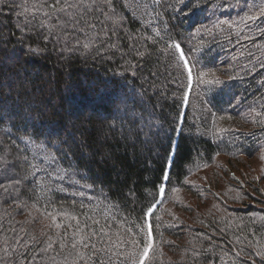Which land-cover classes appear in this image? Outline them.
I'll list each match as a JSON object with an SVG mask.
<instances>
[{"label": "trees", "instance_id": "trees-1", "mask_svg": "<svg viewBox=\"0 0 264 264\" xmlns=\"http://www.w3.org/2000/svg\"><path fill=\"white\" fill-rule=\"evenodd\" d=\"M56 2L0 0V264H131L69 255L73 217L131 240L149 205L144 264H264V0Z\"/></svg>", "mask_w": 264, "mask_h": 264}, {"label": "snow or ice", "instance_id": "snow-or-ice-1", "mask_svg": "<svg viewBox=\"0 0 264 264\" xmlns=\"http://www.w3.org/2000/svg\"><path fill=\"white\" fill-rule=\"evenodd\" d=\"M110 0H105V3H109ZM59 8L57 15L59 16L60 14H65V19H67V13L72 12L74 15L79 14L76 10L83 8L84 12L89 11V6L85 5L83 3V0H81V3L76 4V3H68V0H57L56 4L53 5V10L55 11ZM100 7L99 4H96L95 2L92 4L93 10L96 8ZM103 14V12H101ZM174 47L180 51V58L184 61V69L187 70L188 74V79L191 81L192 78V69L189 67V62L184 56V53L182 51V47L179 43H176ZM215 83H220L219 81H215ZM164 179H168L167 176L164 177ZM161 192L164 191L163 187L160 189ZM153 208L154 206L149 205L147 210L144 212V222L143 226L140 227L139 229H136V226L133 225L129 227L126 231L127 233L132 237L131 240H125L123 238H119L120 234L117 233L118 239L113 241L111 239V232H105L104 228L107 227V224L105 226H100V227H94L91 231V234L89 235L84 229L80 228V222L78 221V218L73 217V219H77V224L74 226L75 227V233L79 236L77 239V235L73 236V241L71 243V249L72 252L69 253V255H76L78 256L81 260H83L84 256L83 253L78 252L77 249H88L91 250L93 253L96 254L97 257L103 252L106 257L109 258L110 261V254L113 250L120 248L122 245L123 246H128L131 244L132 246H137L140 243H143V251L139 255L138 258H132L131 259V264H144L146 258L148 257L149 251L153 246V233H152V224L150 221V217L153 214ZM55 219V217H53ZM96 225H99V221L94 222ZM60 224H57L56 227H60ZM88 227L87 224H85V229ZM144 232L146 235V239L143 241L137 240L136 239V232ZM93 237L96 238V243H99L101 245V248L96 247V243H93ZM107 245V247H104ZM62 248L66 249L67 245H62ZM52 249V243L49 242L47 245V248L44 251H48ZM63 254V253H61ZM26 255V254H25ZM135 253H132L131 256L135 257ZM95 264H104V261L101 260H96Z\"/></svg>", "mask_w": 264, "mask_h": 264}, {"label": "rangeland", "instance_id": "rangeland-1", "mask_svg": "<svg viewBox=\"0 0 264 264\" xmlns=\"http://www.w3.org/2000/svg\"><path fill=\"white\" fill-rule=\"evenodd\" d=\"M136 6V5H134ZM138 9L140 7L136 6ZM190 104L192 106V108H194L196 110L197 116L198 117H203L202 116V109L200 108L201 105L198 104V100L200 99V96L198 95L197 91L194 90V92L191 93L190 95ZM198 104V105H197ZM201 109V110H200ZM34 152L36 154L39 155V157L42 159V161H40L37 165L36 168L38 169L39 172H42V174L45 173V170L49 171V174L46 175V178L48 181H51L53 184H55L56 186H61L62 189H64L63 187H65V185L70 182L71 180H74L73 178L65 175L63 172H61L55 162L53 160H51V158L47 155V153L44 150H39L38 147H34ZM49 165L51 166L49 168ZM52 167H54L52 169ZM236 175L239 176V173L237 170H235ZM40 175V174H39ZM82 191H85L84 189H82Z\"/></svg>", "mask_w": 264, "mask_h": 264}]
</instances>
